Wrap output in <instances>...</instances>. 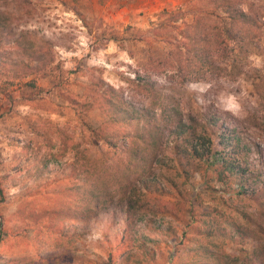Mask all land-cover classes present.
<instances>
[{
  "label": "rangeland",
  "instance_id": "rangeland-1",
  "mask_svg": "<svg viewBox=\"0 0 264 264\" xmlns=\"http://www.w3.org/2000/svg\"><path fill=\"white\" fill-rule=\"evenodd\" d=\"M189 1L0 0V264H264V7L187 80Z\"/></svg>",
  "mask_w": 264,
  "mask_h": 264
},
{
  "label": "trees",
  "instance_id": "trees-1",
  "mask_svg": "<svg viewBox=\"0 0 264 264\" xmlns=\"http://www.w3.org/2000/svg\"><path fill=\"white\" fill-rule=\"evenodd\" d=\"M199 1L190 0L188 4L194 6ZM205 3L208 7L205 10L187 9L182 5L163 9L160 16L164 19L157 28L161 31L168 25L178 28L175 42L171 43L173 51L168 52L177 69L187 71L194 67L209 73L229 68L228 75L232 76L240 72V62L256 52L254 39L262 23L264 0H205ZM177 35L184 41L176 39ZM160 55L156 54L155 62ZM220 62L224 66L218 65ZM186 74L183 78L187 80L202 77L189 71ZM191 149L194 155L202 156L194 144ZM129 201L134 205L135 201Z\"/></svg>",
  "mask_w": 264,
  "mask_h": 264
},
{
  "label": "crops",
  "instance_id": "crops-1",
  "mask_svg": "<svg viewBox=\"0 0 264 264\" xmlns=\"http://www.w3.org/2000/svg\"><path fill=\"white\" fill-rule=\"evenodd\" d=\"M183 2L185 1V0H182Z\"/></svg>",
  "mask_w": 264,
  "mask_h": 264
}]
</instances>
